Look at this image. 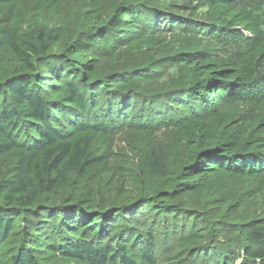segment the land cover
I'll return each mask as SVG.
<instances>
[{
    "label": "trees",
    "instance_id": "trees-1",
    "mask_svg": "<svg viewBox=\"0 0 264 264\" xmlns=\"http://www.w3.org/2000/svg\"><path fill=\"white\" fill-rule=\"evenodd\" d=\"M20 2L0 0V10ZM96 24L71 37L0 21V264H158L159 250L169 263L234 264V250L207 242L223 225L185 209L182 199L220 175L264 176V0H121L111 19L98 14ZM193 35L240 46L227 60L178 52L151 68L100 75L106 56L179 51ZM166 62L168 75L188 86L151 95L138 88L156 90ZM138 104V131L149 121L177 130L173 168L151 152L139 176L117 170L116 178L141 184L123 204L69 189L72 179L102 171L105 157L93 143ZM144 176L164 189L146 192ZM227 231L245 264H264V217L220 233ZM181 253L184 260L176 259Z\"/></svg>",
    "mask_w": 264,
    "mask_h": 264
},
{
    "label": "rangeland",
    "instance_id": "rangeland-1",
    "mask_svg": "<svg viewBox=\"0 0 264 264\" xmlns=\"http://www.w3.org/2000/svg\"><path fill=\"white\" fill-rule=\"evenodd\" d=\"M120 1L58 0L57 6L50 5L38 10L37 0H21L19 4L1 9L0 21L2 23L14 21L17 27L26 31L46 27L51 30H60L65 35L73 37L94 25V27H98L99 25L96 24L98 14H104L105 17L111 19L113 10ZM199 12L203 13L205 10L201 8ZM200 18L202 19L203 15H200ZM239 46L238 44H235L234 47L216 46L212 39L206 35H193L190 38L180 40L181 49L179 51L168 49L159 52L157 55H146L144 59L143 56L145 55H141L139 58L130 51L117 54L116 60H113L111 56H106L101 61L99 71L100 75H106L119 69L130 71L135 66L151 68L157 64V60L163 62V59H168V56H173L178 52L188 54L198 52V54L222 57L227 60L231 57L233 50ZM137 62L143 63V65H135ZM168 65L169 63L166 62V67L159 69L166 80L160 81L156 90H151L149 84H137L135 83L137 81H134V83L140 89H149L150 95L154 91L168 92L188 86V80L177 81L176 77L168 75L166 71ZM181 68L179 67L178 73L183 72ZM151 76H154V74H151ZM218 105L220 108L223 106L221 102ZM139 110V104L133 105L126 117L116 122L113 120L111 129L107 133L99 135V140L93 143L92 149L98 155L105 157L104 168L90 179L84 181L72 179L69 182V189H73V185L80 186L84 194L93 195L98 202L115 200L117 204H123L137 194L141 184L128 183L122 181L121 178H116L114 174L117 170H124L126 176L127 174L139 176L142 163L151 152H154L160 158L167 170L173 168L180 151L177 130L172 123L164 127V121L154 123H149V121L146 123V131H138L139 121L136 120V116L141 114ZM144 120H149V115L146 114ZM142 186L149 193L164 189L161 180L145 176L142 180ZM182 200L185 209L202 212L208 215L211 220L223 225L222 227L217 226L219 234L214 239L208 237L207 242L220 251L226 248L234 250V262L230 259L232 263L245 264L243 252L241 249H235L237 236L232 234L231 231L225 232L224 235L220 232H223V229L232 228L233 223H245L253 218L264 217V176L253 180H240L229 175H220L213 180L206 181L201 190L195 194L184 196ZM191 221L186 222V226L191 225ZM197 223L199 224V222ZM186 238H189V236H186ZM172 239H174L173 242L178 240V238ZM168 240H170V237ZM157 256L159 258L158 264L169 263V257L165 255L164 251L159 250ZM183 256V253H181L176 259L184 260ZM172 260L169 264H176L177 260ZM62 264L74 263L63 262Z\"/></svg>",
    "mask_w": 264,
    "mask_h": 264
}]
</instances>
